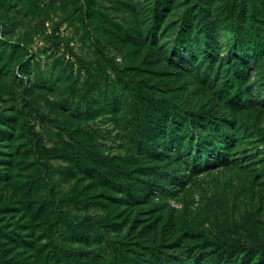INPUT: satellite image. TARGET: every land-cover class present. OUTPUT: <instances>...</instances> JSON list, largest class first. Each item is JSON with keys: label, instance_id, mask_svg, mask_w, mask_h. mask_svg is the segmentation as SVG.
<instances>
[{"label": "rangeland", "instance_id": "374dc122", "mask_svg": "<svg viewBox=\"0 0 264 264\" xmlns=\"http://www.w3.org/2000/svg\"><path fill=\"white\" fill-rule=\"evenodd\" d=\"M0 225L27 264H264L211 258L264 240V0H0Z\"/></svg>", "mask_w": 264, "mask_h": 264}, {"label": "trees", "instance_id": "16d2710c", "mask_svg": "<svg viewBox=\"0 0 264 264\" xmlns=\"http://www.w3.org/2000/svg\"><path fill=\"white\" fill-rule=\"evenodd\" d=\"M152 140L150 134L144 135L142 134L140 136V140H144L145 142H148ZM200 150H203V152L207 149L200 147L198 149L199 153ZM49 154H52L50 150H48ZM97 167L94 169H100L99 165H96ZM16 242L17 241V236H13L9 233L8 230H4V227L0 225V264H27V257L21 255L20 251H16V248H13L10 246L11 242ZM221 248L223 250L217 251L213 253L212 259L217 261V262H228L232 261L234 259V254L239 253L240 251H244V254H251L253 252H260V254H263L264 251V240H254L250 241L248 243H245V241L242 240H233L229 242H222L221 243ZM242 249V250H240ZM39 254H42L44 256V252L46 253L47 256L45 259H48L51 264H57L58 262H61V264H76L73 263L74 261H70V250L71 249H66V248H54L50 247L49 249H45L44 247H40L37 249ZM173 259L170 256H166L163 259L157 257L155 260V264H172ZM117 264V263H115Z\"/></svg>", "mask_w": 264, "mask_h": 264}]
</instances>
